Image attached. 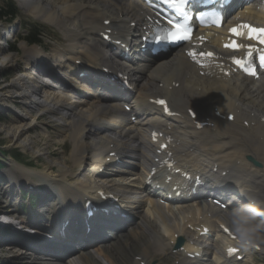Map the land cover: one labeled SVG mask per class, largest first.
Masks as SVG:
<instances>
[{
  "label": "bare ground",
  "instance_id": "obj_1",
  "mask_svg": "<svg viewBox=\"0 0 264 264\" xmlns=\"http://www.w3.org/2000/svg\"><path fill=\"white\" fill-rule=\"evenodd\" d=\"M16 1L30 17L56 28L62 33L64 39L59 41L60 49L53 50L47 56L44 52L42 54L41 49L27 47L21 43L20 51L26 63L32 62L35 65L42 61L41 66L45 67L43 59L51 58L67 73H75L73 63L79 60L92 72L90 74H95L100 67L101 69H119L130 85L134 86L135 95L131 98L133 107H131L130 115L124 119L117 116L121 112L118 103L104 102V99L93 94L86 96V94L89 95L88 89L83 86L79 88L80 92L68 90L62 84L49 86L41 96L43 102L39 103V106H35L39 111L45 112V115L60 117L62 120L61 134H65L70 143L69 157L62 159L59 167L56 166L57 174H54L52 166L48 171H44L46 170L44 167V170L36 175L28 170L17 169L15 172L25 179L36 176L43 182L52 185L58 197L64 200L62 207L64 210L68 212L72 209L78 210L82 208L85 201H89V198L97 199L94 194L99 187L94 183L97 182L98 177L103 179L104 176H108L103 172L99 176L98 170L100 167L105 168L111 164L112 160L106 161L109 153L126 154L136 161V164H130L128 168L124 167V169L118 170L120 171L118 175L133 177V183L137 185L136 191H139L141 199L133 201L132 208L136 210L135 215L139 216L140 222L136 227L139 230H145L146 233L141 230L140 233H136V230H133L129 232L127 238L115 235L113 243L111 242L112 246L101 244L83 253L76 251L60 264H101L100 258L107 264H135L132 260V257L135 256L141 258L140 262H149L152 257L164 254L176 235L183 239L189 237V233L183 226L184 222L196 228L197 223H206L204 220L198 219L201 215L206 216L207 214L218 218L220 224L231 226L246 238H253V233H256L258 237L264 235V229L260 228L255 221L241 218L238 212L232 215H230V211L214 212L201 200L191 202L193 204L177 205L175 211L170 207L163 208L154 198L147 195L146 189L143 188V180L140 181L142 174L136 173L137 168L143 173L148 163L147 145L143 132L157 129L171 138L172 143L169 146V151L178 168L195 173L209 167L216 168L217 174L206 175L205 179L210 180L211 177L220 183L228 179L235 180L240 188L247 192V196L256 202L257 211L263 213L264 79L260 81L259 85L247 84L244 81L241 87H236L230 82L227 83L226 80H217L215 77L199 78L180 52L162 56L154 65H150L152 59L148 58H142L137 62L131 60L126 67L120 63L111 65L109 55L112 54V51L103 46L97 37L98 32L108 28H102L99 19L102 18L103 13L97 10L95 5L86 0L84 4L76 7L58 6L52 0ZM57 1L58 3L67 2V0ZM140 10L144 12L143 9L140 8ZM250 10L251 8L246 9L242 16H245ZM258 20H264V18L258 17ZM128 25L113 27V34L120 39H125L137 32L136 29L131 30ZM5 28L3 27L4 30ZM210 44L219 49V37L212 38ZM0 57H2L1 54ZM8 64H11L12 67L18 66L15 60H11ZM5 65L6 61H2L1 66ZM46 67L51 69L49 65ZM28 70L32 71L31 67ZM208 73L212 74L213 70H208ZM136 77H138V82L135 84ZM18 82L10 83L7 88L16 89L17 92L25 89L29 94L36 95L38 90L35 87L27 85L22 79H18ZM85 82L96 92L104 91L111 95L117 94L118 97L115 98V101L120 100V103L127 97V95L119 94L116 90L110 91L106 87L97 89L88 79ZM176 84L179 85L178 88L174 87ZM5 90L8 89L5 88ZM27 92L23 93L22 98L26 97ZM19 96L20 94L12 99H18ZM158 97L165 98L171 110L178 113L179 117L161 118L160 111L150 108L148 102ZM124 104L128 103L124 102ZM29 108L32 109V107ZM188 110H193L197 115L195 121L188 118ZM229 115H233L231 123L227 122ZM130 117L135 118L134 124L130 122ZM200 122H207L208 126L197 130V123ZM30 129L33 130L34 127L18 126V131L13 132L11 136L19 140ZM109 135H114V137ZM57 139L60 140V144L63 143V137ZM134 144L136 147L133 146ZM60 147L64 149V144ZM49 155L53 156L54 153L49 152ZM246 157L260 163L261 168L257 169L247 164ZM124 159L126 158H123L122 161ZM83 162L88 163L86 164L87 169L85 168L89 174L87 181L79 180L77 179L78 175L76 176ZM221 173H225L223 178H221ZM105 182L112 185L106 188L103 182L101 185L103 187L100 189L120 192L111 187L114 186L113 183ZM208 188L212 190L216 189V186L214 185V188L208 186ZM218 188L220 191L223 190L221 186ZM44 193L49 194L48 192ZM205 208H208L207 211ZM176 215L179 216L181 225L175 221ZM171 218L172 220H170ZM119 222L121 223H117V225H122L123 222ZM22 224L28 225L24 222ZM211 225V230L216 232L217 224L211 223ZM130 237L131 240H129ZM73 238L70 236L67 242H73ZM23 241L27 240L22 238L19 244H22ZM229 243L224 240L222 246L225 248ZM24 246L30 248L20 252L19 258L30 257L31 263L39 264L38 259L41 258L35 256L39 254L37 245L25 244ZM112 249L119 254L118 259L111 256ZM184 249H188V246H185ZM209 250L205 249L204 251L205 255L207 252L208 255H212L211 262L200 264H234L232 261H223L221 255ZM193 253L199 254L197 251H187V254ZM176 261L177 264H190L187 256L185 257L186 262L183 259Z\"/></svg>",
  "mask_w": 264,
  "mask_h": 264
},
{
  "label": "rangeland",
  "instance_id": "obj_2",
  "mask_svg": "<svg viewBox=\"0 0 264 264\" xmlns=\"http://www.w3.org/2000/svg\"><path fill=\"white\" fill-rule=\"evenodd\" d=\"M16 10L19 12L18 13L19 29H17L16 33H15L16 38H18V40L21 37H23V31L21 29L23 24H28V23L29 24H40L39 26L43 27V32L45 31L44 35L42 36V40L46 44V47L50 48V46H53L55 44H60V42H59L60 40L58 38L62 39V37H63V35L60 31H58L57 29L48 28L46 25L30 18L23 11L21 12L18 9H16ZM13 26H15V25L13 24ZM13 26H10L9 28L6 27L4 30L3 27L1 28V22H0V28H1L0 34H1V31L12 32ZM50 40H52V41H50ZM57 41H58V43H57ZM0 43H2V42H0ZM12 44H13L12 47H14L15 50L18 51V47L20 49L21 43L18 46V44L16 42H14V39H13ZM59 47H60V45H59ZM55 49H60V48H55ZM55 49H53V50H55ZM0 54L2 56V57H0V105H1V107H0V146L1 147L3 146L2 149L6 150V151L9 149L18 150L22 154L24 162L31 161L32 162L31 166L36 167V169H42L43 168V170H44V167H46V170H44V171H48L49 167L52 166V167H54V170H53L54 174H57L58 172H56L57 171L56 166L59 167L62 159H67L69 157V153H70V149H69V151L66 152L67 147H69L70 143H69L68 139H66L65 134H61V132H60L61 129L57 125L59 123H62V121L57 117H52V116L46 115L45 118L36 122L34 120V118L37 115L41 114V112H39V109H36V107H35V109L33 111H31V113H29L30 111L28 109H20L19 106L17 107V106L13 105V103H12V97L13 96L12 95H16L19 93H15L14 90H16V89L9 90L12 88H7V87L9 86L8 84H10L12 82L13 83L16 82L18 77L17 76L14 77V75L17 72V67H15V66L12 67V65H11L12 63L8 64L10 62L8 60H10L11 58L13 59V57L11 56V54L9 55L7 53V50H5V49L2 50L0 47ZM21 57H22L21 54L18 53V55L15 56V58H14V60L16 61L17 64H18L17 60L19 61V67H22V65H23L21 62ZM2 61H6L5 66H1ZM156 63H157V61L154 62V60L152 59L150 65H152V64L154 65ZM110 64H111V62H110ZM26 68H24V69H26ZM29 68H30V66H29ZM29 71L30 70H24L25 73H27ZM5 88L8 90H5ZM17 91L18 90H16V92ZM19 97H21V96H19ZM21 98H18V99H21ZM33 98L37 99V97H33ZM34 99H32V100H34ZM28 100L30 101V98L27 99L25 97V98H22L21 100H17V101H19L20 103L21 102L28 103ZM18 126H22V127L23 126H26V127L27 126H29V127L34 126V129L33 130L30 129L27 134L23 135V138L16 140V137L13 138L11 136V134L13 132L18 131L17 130ZM144 133H146V132H144ZM59 137L60 138L63 137L65 139V141H67L66 150L64 153H63V151H62V153L60 151V147H59L60 143L58 142V139H57ZM12 138L14 139L13 141H12ZM49 152H53L54 155L50 156ZM36 156L38 159H35ZM4 163L8 164V165L6 167H3L2 169H0V174L2 175L3 178H4V175L6 176V174L13 172L15 169V164L12 161L7 160ZM81 166L82 165H80L79 171L76 174V176L78 175L77 179H79V180H80V177L82 178L84 176L82 172H84V174H86L85 177H88V175H89L88 172L85 171L87 168L85 169V166H82V168H81ZM32 177L33 176H31V178ZM34 178H37V177L35 176ZM105 178H107V179H105ZM37 179L42 181L40 178H37ZM98 179H100L101 181H97L94 183L95 185H97V183H100V185H97L98 187H103V186H101L103 182H104L105 187L112 185V184L106 183L105 181L111 182L114 185V182H112L111 179H109V176H104L103 179H101V177H98ZM98 179H96V180H98ZM116 180H119V182L126 181V180H124L123 177H118ZM82 181H84V180H82ZM85 181H87V180H85ZM69 182H72V181L69 180ZM123 186L121 188L126 189ZM111 187H115V186H111ZM114 189L118 190V188L117 189L114 188ZM5 192H7L9 194V190L7 188V185H5V182L2 181V182H0V214H2L4 211L3 208H4L5 200L3 197V193H5ZM16 193H17V191H16ZM116 193H118V192H116ZM26 203H27L26 200H24V202H22L21 204L19 202L14 203L15 209L17 211H19V209H22V207L25 206ZM18 204H19V207H18ZM173 211H175V209ZM13 218L16 220H19L15 217H13ZM19 225H23L22 222ZM131 228L135 230L134 227H131ZM140 230L142 232L145 231L142 229H140ZM140 230L136 229V233H140L141 232ZM145 233H146V231H145ZM128 234L129 233L127 232L126 235H124V237L127 238ZM261 237H264V235H261ZM22 238L28 241L27 237L22 236ZM129 240H131V237L129 238ZM122 243H124V242H122ZM107 244L111 245L112 243L110 242ZM14 248H16V247H14ZM18 251L19 250H17L16 252L15 251L12 252V254H15V255H13L14 257L12 260L11 254H8V255L5 254L7 252H11V249H8V247L1 246L0 247V264H30L31 258L30 257H27L25 259L19 258V255H18L19 253H17ZM20 252H21V250H20ZM212 252H213V250H212ZM110 253L114 259L119 258V254L114 252L113 249L110 251ZM217 255H221V254H217ZM40 260L41 259H38L39 264H58V263L47 261V260H43V261H40ZM64 261H66V260H64ZM99 261L101 264H102V262H104L101 260V258L99 259ZM155 261L158 262L157 260H155ZM243 263H244V261H243ZM105 264H107V263H105Z\"/></svg>",
  "mask_w": 264,
  "mask_h": 264
},
{
  "label": "snow or ice",
  "instance_id": "obj_3",
  "mask_svg": "<svg viewBox=\"0 0 264 264\" xmlns=\"http://www.w3.org/2000/svg\"><path fill=\"white\" fill-rule=\"evenodd\" d=\"M172 3H177L178 0H171ZM180 3H187V0H179ZM244 27H247L248 28V38L249 39H257L261 44H264V29H255V28H252L251 26H244ZM180 29H179V26H177V33H179ZM231 33L232 35L234 36H240L241 33L238 31V29L236 28H233L231 29ZM183 36L184 38H189L190 34L185 30L184 33H183ZM225 47H231L233 50H237L240 46L233 43L231 45H225ZM208 55H211V53H209ZM261 60V64L262 66H264V57H261L260 58ZM234 63L236 64H241V61L239 60H234ZM250 74H255L254 70L252 72H250ZM160 103H163V101H161Z\"/></svg>",
  "mask_w": 264,
  "mask_h": 264
}]
</instances>
